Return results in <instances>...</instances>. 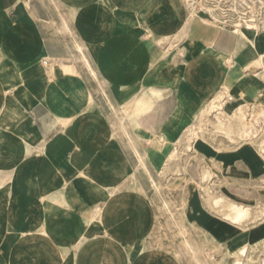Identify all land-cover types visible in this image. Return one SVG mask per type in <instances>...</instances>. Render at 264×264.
I'll return each mask as SVG.
<instances>
[{
	"label": "crops",
	"instance_id": "1",
	"mask_svg": "<svg viewBox=\"0 0 264 264\" xmlns=\"http://www.w3.org/2000/svg\"><path fill=\"white\" fill-rule=\"evenodd\" d=\"M57 1L83 61L52 53L29 1L0 0V264H179L134 248L152 232L155 210L128 182L142 178L131 143L161 172L226 86L236 102L218 115L246 104L257 119L264 80L243 67L264 52V32L253 47L209 23L216 18L194 0ZM204 134L192 150L215 161L214 178L234 184L230 194L248 182L225 176L243 162L264 181L253 155L238 151L243 144L230 154L225 135ZM187 211L229 251L264 241V222L238 230L200 205Z\"/></svg>",
	"mask_w": 264,
	"mask_h": 264
},
{
	"label": "rangeland",
	"instance_id": "2",
	"mask_svg": "<svg viewBox=\"0 0 264 264\" xmlns=\"http://www.w3.org/2000/svg\"><path fill=\"white\" fill-rule=\"evenodd\" d=\"M27 1L30 2L29 6L38 17V22L45 27L47 36L51 41L52 53L56 56H60L64 60L83 61L84 58L76 47V38L72 29L71 14L69 11L61 7L57 0ZM194 1L196 10L198 9L201 12L209 13L213 18H217L219 22H226L233 25L238 24V22L242 25L244 23L245 25V21L261 22L260 24L264 23V0ZM210 8L213 11H211ZM219 11L223 12L226 17L221 18L215 14V12ZM215 20L216 19H211L208 22L218 26ZM243 28H245V26ZM245 31L247 30L245 29ZM261 33L262 32L257 35ZM80 70L82 71L85 69L80 68ZM65 71L74 72V69L66 67ZM256 74L261 77V73L258 72ZM102 90L104 91L103 88ZM102 102L106 103V100ZM105 103L104 106L106 105ZM193 127H199V123L195 124ZM186 132L182 136L183 140L178 143L177 147L169 155L164 169L161 172L158 170V173H154L155 170L148 163L145 162L144 164L143 155L139 152L138 148L131 143L133 151L139 158L140 164H138L137 170L142 172V178L132 179L128 182L131 188L139 189L147 194L155 210L152 232L144 244L135 245L134 248L136 250L141 247H146V250H155L168 257L173 254V256L178 259L179 264H233L234 261L240 257L243 247L235 252L225 249L223 243L216 242L191 220L192 217L188 216L187 209L189 206L200 205V207H204L211 211L213 210L212 200L217 197V195L219 198L221 197V199L223 198L233 202L242 200L240 202L255 210L253 215L255 216L258 214V219L252 221L254 224L250 222V225L244 226L245 228L233 226L238 230H248L264 222V181L260 178L261 174H255L250 165H247L245 162L239 164L242 169L239 167L236 173L233 172V175L231 172L225 175L228 181L230 180L229 178L234 177L239 178L236 180L237 182H242V179L248 180V182H243L241 184L243 189L241 193L246 194L244 199L240 196L230 194L229 189L233 187L234 184H225L224 178L220 180L215 177L210 182L208 180L206 181L202 177V172L206 168L205 165L208 164V166L213 168L211 172L214 176L218 174L215 173L217 170L214 169L215 161L203 159L202 155H199L200 153H195L192 149L187 151L186 146H184L187 143L184 137ZM201 133L202 132L199 133L198 139H203L204 133ZM256 142L264 144V135L260 134L256 138ZM229 148L230 147L221 150L231 154L234 150ZM238 151L242 153V155L252 154L259 165L260 171H264V158L261 156L258 147L244 143L238 148ZM23 160H25V157ZM227 180L226 182H228ZM250 188L255 192L254 197H252ZM17 198L20 199L22 196L19 194ZM167 206H169V208ZM196 207L197 206H195V208ZM213 213L217 214L214 211ZM216 224L219 223L217 222ZM216 228L218 229V227ZM211 235H213V232ZM245 248L247 251L241 256L242 264H264V241L256 245L245 246ZM70 262L71 261H68V263Z\"/></svg>",
	"mask_w": 264,
	"mask_h": 264
},
{
	"label": "bare ground",
	"instance_id": "3",
	"mask_svg": "<svg viewBox=\"0 0 264 264\" xmlns=\"http://www.w3.org/2000/svg\"><path fill=\"white\" fill-rule=\"evenodd\" d=\"M246 5H248V4H246ZM204 9H207V8H204ZM211 11H213V10L211 9ZM212 21H214V20H212ZM215 21H217V18ZM260 23L261 22L256 23L254 21H245V25L243 23L245 28H243L244 26L242 24H240L239 22H238V24L233 25V24H228L226 22H219V20L217 21V24H219L223 29L232 32L238 38H241V39L247 41L253 47H256V43H257L255 34L257 35L260 32H263V29H264V23L263 24H260ZM245 29L247 31H245ZM248 31L251 32V34H249ZM257 39H258V37H257ZM169 46H170V48L173 46L172 40H171ZM227 63L229 65L233 66L234 60L228 59ZM243 70L246 71L247 73H250V74L260 72L261 78L264 80V52L258 53L256 55V57H254L252 59V61L245 64L243 67ZM240 96H243L242 92L239 93V97ZM234 98L235 97L231 93V89L229 88V86H226V88L224 90L218 92L217 95L213 99H211L212 101L207 106V108L203 111V113L200 117L199 127L189 128L186 132V135L184 136L186 139L185 141L187 142L186 143L187 151H190L193 148V144L199 138L198 136H199L200 132L204 133V132L210 131L213 133V135H214V133H216V134L222 133L223 135H225V137L227 138V140L229 142L228 143V147H230L229 149H233V148L235 149L237 146H240L241 144L248 143V144H251L253 146L258 147L260 150L261 156L264 158V144H262V143L260 144V143L256 142V138L261 134V130H260V128L258 129L256 127V124L260 123L261 120H264V101L263 100L258 101L259 105L258 104L257 105L262 108V114L257 119H255L253 121L250 120L251 116L249 115L250 105H246V104H239L237 106V108L233 111V113H230L229 111L226 112L227 115L225 117L219 116L218 115L219 112L224 113V111H226L225 108H228L230 105L233 104V101H235ZM214 112L216 114H215V116H212ZM235 125L236 126L238 125L237 126V128H238L237 132L235 131L236 128L234 129V127H236ZM262 127H263V125H262ZM228 147L226 146L227 149H228ZM168 169H170V168H168ZM167 171H169V170H167ZM202 173H203L202 177L206 181L208 180L210 182L211 180H213L214 175L212 174V172L209 168H205ZM246 184H248V183H246ZM206 191H209V190H206ZM213 195H215V194H213ZM244 196H246V194L240 193V197H242L244 199L245 198ZM210 199H211V196H210ZM240 203L233 202L231 200H227V199H223V198L221 199V197L219 198L217 195V197L213 198V200H212V209L214 212H216L224 220H226L227 222H229L232 225L239 226V228H240V226L241 227L248 226V225H250V222L258 219V214L254 216L253 211L250 207H248L242 203L240 204ZM168 204H169V202H168ZM167 207L169 208V206H167ZM168 211H170V210H168ZM171 213H172V211H171ZM252 223L254 224V222H252ZM191 250H192V248H191ZM246 251H247V249L245 247H243L241 249V255L238 254V255H240V257L237 260H235L233 264H242L241 256H243L246 253ZM192 252H193V250H192ZM236 255H237V253H236Z\"/></svg>",
	"mask_w": 264,
	"mask_h": 264
}]
</instances>
